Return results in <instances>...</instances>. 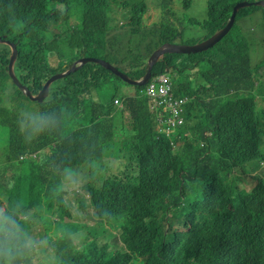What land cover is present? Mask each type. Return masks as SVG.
<instances>
[{
	"label": "trees",
	"instance_id": "trees-1",
	"mask_svg": "<svg viewBox=\"0 0 264 264\" xmlns=\"http://www.w3.org/2000/svg\"><path fill=\"white\" fill-rule=\"evenodd\" d=\"M232 1L207 0L208 18L183 40L186 31H177L168 15L174 0L160 1L159 21L149 20L144 0H0V36L15 44V74L32 93L80 55L104 58L137 79L161 44L197 42L223 27ZM50 2L79 10L80 29L74 27L69 38L70 28L56 30L68 45L66 53L53 33L56 24L38 29L27 19L39 16ZM251 8L255 12L246 22L240 24L244 16L238 17L210 48L165 53L152 67V76L168 73L174 93L190 99L173 145L165 134L155 138L154 118L140 95L145 85L123 95L120 78L94 62L54 81L48 96L34 102V111L9 82L11 50L0 43V149L11 148L0 154L7 153L9 160L30 156L23 134L50 152L44 161H18L13 183H7L8 165L0 159V202L6 205L3 210L0 204V264H27L37 256L22 234L28 224L19 217L31 210L30 218L41 219L42 211L51 217L53 231L61 233L53 241L47 229L48 264H264V170L257 172L264 162V137L254 111L264 89V7ZM48 51H54L56 66L47 64ZM250 51L262 52L261 60L250 64ZM119 95L123 108L113 104ZM21 111L38 121L33 119L30 130H21ZM89 150L97 151L98 160L108 154L121 160L122 172L104 175V162ZM82 164L100 173L82 186L98 225L83 228L88 236L74 245L68 236L79 231L64 220L75 208L65 198L63 179ZM237 167L244 175L256 172L252 187L240 188L234 175L229 178ZM77 197L83 208V196ZM110 237L117 248L99 242Z\"/></svg>",
	"mask_w": 264,
	"mask_h": 264
},
{
	"label": "clouds",
	"instance_id": "clouds-1",
	"mask_svg": "<svg viewBox=\"0 0 264 264\" xmlns=\"http://www.w3.org/2000/svg\"><path fill=\"white\" fill-rule=\"evenodd\" d=\"M189 1L192 3V0H189ZM258 1L259 0H233L232 1L231 11H230V14H229V16H228V18L226 20V23L224 24L223 27H221L219 30L214 32L211 36H209L206 39L199 40L197 42H183V43H173V44L196 45V44H199L201 42H204L205 40L209 39L213 35H215L218 32H220L227 24H229V22L231 21V18H232V22H231V24L229 26L228 31L224 35L220 36V38L216 41V42H218L223 36H225L229 32V30L234 25V23L236 22V19L238 17L244 16V17H242L241 19L238 20V22L240 24L242 22H246V21H242V20H247L249 14L255 12L251 8L252 5L264 7L262 4L261 5L260 4H256V2H258ZM52 4H53V2H50L48 7L45 9V11L42 12L39 16H37L35 18H27L28 21L34 27H37L38 29H41L43 25L46 26V25H49V24H52V25L56 24L57 26H55V28H53V33L57 34V35H59V34H58V32L56 30L60 31V33H63V32H65L66 29L70 28L71 31H70L69 37L72 34H74V30H73L74 27H78L79 29L81 28L79 25H77L78 17H79V10L77 8H75L71 12H69L67 10V7L64 6V3H55L53 6H52ZM58 5H62V7L60 8ZM185 5H187V8L184 7L183 11L189 10L191 4L185 3ZM206 7H207V0H205V17H203L202 19H195L193 17H185L184 18V17L181 16V20L182 21L180 20L179 27H175L174 26V28H176L177 31H180V30H185L186 31V33H184L185 37L183 38V40L190 39L187 36L188 31H196L199 28V24L200 23H204V21H206V19L208 18V9ZM109 15L113 16L115 18L119 17L116 13H109ZM45 17H47V20H48L46 23L44 22ZM122 22H123V20L119 21L120 24ZM62 23H65L67 25L64 31H62L61 29L58 28V26L60 24H62ZM60 36L61 35H59V37ZM0 43L7 44L10 47V50H11L10 54H9V61H10V55H11V52H12V45L15 46V44L10 42L9 40L3 39L1 36H0ZM60 43H61V49H62V42H60ZM165 43H171L172 44V42H165ZM165 43H163V44H165ZM215 43H213L211 46H213ZM163 44H161L160 46H162ZM160 46H158V47H160ZM211 46H209V47H207L205 49L199 50V51H194V52H200V51L206 50V49L210 48ZM15 48H16V46H15ZM156 49H154L153 51H155ZM67 51H68V45H67V49L66 50L62 49L63 53H66ZM153 51H152V53H153ZM165 53H183V52H165ZM165 53H163L162 56ZM187 53H190V52H187ZM51 54L53 55V57L55 59V64L51 63V58H50ZM151 54H150V56H151ZM150 56L148 57V60H147V68H146V71H145L144 75L140 76L137 79H134V78L129 77L124 72V70L119 68L115 63H111V62H109L108 60H106L104 58L94 57V56H90V55H80V56L76 57L75 59H73L72 62L69 65L64 64L63 65L64 69L62 71H57V72H54L53 74H51L45 80V82L43 83L42 87L36 93H32L27 85L21 83L18 80V78H17V76L15 74L14 63H15V60L17 58V49H16V57H15V60L13 62V65H12V70H13V73H14L17 81L22 86L27 88L30 91L31 95L37 96L40 93V91L43 89L44 84L47 82V80L49 78H51L53 75H55V74H63L61 77L52 80L48 84V86L46 88V91L41 95V98H37L35 100L29 98V96L26 95L25 90H22L14 82L13 78L9 74V61H8V64H7V72H8V76H9V79H10L9 82L10 83L13 82L16 85V87L28 98V100L32 102V103H30V108H32L33 105H36L34 102H42L48 96L49 88H50L51 84L54 81L66 76V75H68V74H70V73H72L74 71H76L77 69H79L80 67H82L84 64H86L88 62L98 63L100 66H102L109 73H111V74H113V75H115V76L120 78L121 82H120V85L118 86V88L121 90V93L123 95H134L136 93L135 86L145 85V88H144V90L141 91L140 95L145 97L146 102H147V106H148V110L150 111V113L152 114V116L154 118L153 133L155 135V138L159 139L160 138V134H165L166 138L169 139L170 143L173 145L174 139H176L178 136H180V134H179L180 127L183 125V123L185 121L184 113H185L187 104L189 103L190 99L186 95H176L174 93V90H173L174 86H173V83H172V79H171V77L169 76L168 73H160V74H157V75H154V76H152V73H150V77L144 83H142V84L139 83L141 80H143V78H144V76H145V74L147 72L148 62H149ZM162 56H160L157 61H159ZM262 56H263V54L260 51H250V53H249V63L250 64H255L258 60L259 61L261 60ZM83 58L101 59V60L107 62L117 72L125 75L128 79H130L132 81H135L136 83L129 82V81L125 80L117 72H115L111 68H108L107 66H105L104 64H102V63H100L98 61H90L89 60V61L81 63V59H83ZM56 61L57 60H56V57L54 56V51H52V52L48 51L46 53V62H47V64L49 63L52 66H56ZM154 64L152 65V67L154 66ZM152 67H151V69H152ZM262 68L264 70V67H262ZM150 72H151V70H150ZM123 85H125V86H123ZM128 91H131V93H129ZM262 92L264 93V89L262 90ZM90 96L93 99H95V100L97 98L95 91H91ZM113 104L117 108H123V99H122V97L120 95L116 96L114 98V100H113ZM256 104H257V110L254 109V111H255L256 118H257V120L259 122V127H260V129L262 131L261 137H264V103H260L259 100H258ZM33 110L36 111V109H33ZM28 116H29V114H28ZM34 118L35 117H33V119ZM126 118H127V114L125 113V119ZM67 125L73 127L74 129H76V130H78L80 132L82 131V129H85V126L76 125L73 122H70V123L67 122ZM23 138H24V142H25V144L27 146L33 144L34 140H32L29 136L23 134ZM6 149L7 150H11V148H7L5 146H1L0 152H2V150H6ZM89 152L92 153L95 156V158L98 160L97 151L89 150ZM120 156H122V153H120ZM19 157H21V160H24L25 158H28V157H26V154L19 155ZM33 158H36V157H33ZM0 159H1L2 163L6 162L7 165H8L9 158H8L7 153H4L3 156H1V154H0ZM99 160H100V162H104V167L102 169V172L106 176H111L112 174H117L115 172L112 173L111 175H107V174L104 173L105 169L107 167H110L111 164L114 163L115 161H118V168L120 169L119 173L122 172V170H123V167L121 165L122 161L115 159L113 156H111L109 154L108 155L99 156ZM82 166L86 167L88 169V171H89V173L86 175V177L91 178V179L88 180V181L94 180V179H96L99 176L100 173L90 170V168H89V166L87 164H82V165H78V166L74 165V167L71 170V172L73 170H79V168L82 167ZM259 168L261 170H264V162L263 161H260ZM6 169H7V173L4 176L8 178L7 183L8 182L13 183V178H12V176L10 174V171H9V165H8V167ZM237 169H238V167L234 168L231 171V173L229 174V178L234 175L235 180H236V184H237V177H238L237 174L241 173V171L237 170ZM0 204L3 207V210L6 209V205L3 202H0ZM19 217H23V220H25L26 223L29 224L28 223V219H26V217H25V214H21V215H19ZM26 231L27 230H25V229L23 230V232H22L23 236H24V233ZM24 238H26V237L24 236ZM31 246L33 247L31 249L36 252L35 246L34 245H31ZM51 252H52V249H51ZM36 254H37V252H36ZM27 264H38V255L34 256V258L30 262H28Z\"/></svg>",
	"mask_w": 264,
	"mask_h": 264
},
{
	"label": "rangeland",
	"instance_id": "rangeland-1",
	"mask_svg": "<svg viewBox=\"0 0 264 264\" xmlns=\"http://www.w3.org/2000/svg\"><path fill=\"white\" fill-rule=\"evenodd\" d=\"M110 4L113 0H109ZM147 3L148 9L147 14H149V20L150 21H159L161 19V15L164 13L162 7L160 6L161 0H144ZM173 1V0H172ZM116 2L119 4L120 0H116ZM185 0H174L172 5L170 6V10L168 12V15H170V23L174 25L175 27H179V22L181 20V13L184 10ZM60 8L62 5H58ZM146 14V15H147ZM173 14V16H172ZM182 17H193L195 19H202L205 17V0H192V3L190 5L189 10L185 11ZM182 21V20H181ZM183 24V23H182ZM66 24L62 23L58 26L59 29L62 31L65 30ZM64 36L59 37V41L62 42ZM69 38V36H68ZM62 49H67V44L62 43ZM51 63L55 64V59L53 55H50ZM194 82H192L193 84ZM125 86V85H123ZM131 93V91H128ZM258 99L260 103H264V93L258 94ZM10 102V101H9ZM10 104L13 106L15 103L10 102ZM33 109H37L36 105L32 106ZM18 119L20 120V127L21 130L28 129L30 130L33 126V118L28 116V113L26 111H21L18 113ZM35 122H38L35 118ZM27 146V145H26ZM30 155L28 156L26 154V157L32 158L36 157L40 160H45L49 157L50 152L46 151V148L43 146H40L38 143L32 144L30 146ZM21 160V157L17 158L16 160H8L9 165V171L11 176L16 173L19 169L18 161ZM120 169L118 168V161H115L111 164L110 167H107L105 169V174L111 175L112 173H119ZM257 172H261V169H258ZM70 176H67L65 179H63V191L65 198L72 203L75 210L73 211V216H65V221L72 222L73 224H76L78 226V234H71L68 236V238L71 240V242L74 245H79L83 238L87 237L88 234L86 233V230L83 228L87 226H93L97 227L96 221L98 220V217L94 214L92 208L88 206L87 200H88V193L85 189L82 188L88 180L91 178L86 177V175L89 173L88 169L84 166L80 167L79 170H73L72 172H68ZM256 172H250L249 174L244 175L243 173H238L239 176L237 178V184L239 187L248 189L252 187L255 183L254 181V174ZM10 176V177H11ZM80 194L83 196L85 201V206L83 208L79 207L78 197L77 194ZM34 210H31L29 212V215L33 213ZM41 212V219H39L38 215L37 217L30 218L29 215L27 216L25 214V217L28 219V229L24 233V236L27 239L28 245H34L36 248V252L38 255V264H48L46 262L51 256V245L46 242L47 237V229H49V235L55 241L61 233L59 230L56 232L53 231V221L50 216L46 215L45 213ZM112 231H116L114 228H111ZM109 242L113 248H117L119 243L113 240V237L110 238H99V242Z\"/></svg>",
	"mask_w": 264,
	"mask_h": 264
},
{
	"label": "water",
	"instance_id": "water-1",
	"mask_svg": "<svg viewBox=\"0 0 264 264\" xmlns=\"http://www.w3.org/2000/svg\"><path fill=\"white\" fill-rule=\"evenodd\" d=\"M256 4H262L264 6V0H259L258 2H256ZM232 22V18H231V21L229 22V24H227L220 32H218L217 34L213 35L212 37H210L209 39L205 40L204 42H201L199 44H196V45H183V44H171V43H165L163 44L162 46L158 47L155 51H153V53L151 54L150 58H149V62H148V69H147V72L143 78V80H141L139 83H144L149 77H150V70H151V67L152 65L158 60V58L160 56H162L163 53L165 52H183V53H187V52H194V51H199V50H202V49H205L209 46H211L213 43H215L219 38L220 36L224 35L228 29H229V26ZM15 57H16V48L14 45H12V52H11V55H10V61H9V74L10 76L13 78L14 82L22 89V90H25V93L26 95L29 96V98L35 100L37 98H41V95L46 91V88L48 86V84L56 79V78H59L61 77L63 74H55L53 75L51 78H49L47 80V82L44 84V87L43 89L40 91V93L37 95V96H33L31 95L30 91L25 88L24 86H22L16 79L14 73H13V70H12V65H13V62L15 60ZM98 61L102 64H104L105 66H107L108 68H111L112 70H114L115 72H117L115 69H113L107 62L101 60V59H96V58H83L81 59V63L83 62H86V61ZM119 75H121L125 80L129 81V82H133V83H136L135 81H132L130 79H128L125 75L117 72Z\"/></svg>",
	"mask_w": 264,
	"mask_h": 264
}]
</instances>
